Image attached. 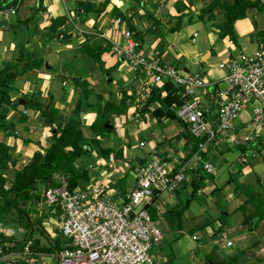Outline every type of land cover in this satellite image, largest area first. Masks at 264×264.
I'll use <instances>...</instances> for the list:
<instances>
[{"label": "crops", "instance_id": "crops-1", "mask_svg": "<svg viewBox=\"0 0 264 264\" xmlns=\"http://www.w3.org/2000/svg\"><path fill=\"white\" fill-rule=\"evenodd\" d=\"M29 1L26 0V3L24 2L25 5L23 4L22 7L26 6L29 8L30 6L27 4ZM33 1L35 2V0ZM105 1L106 0H45L44 6L46 7V11L37 14L32 24L38 22L40 30H43L50 22L46 23L44 19L49 13L51 14V18L66 16L67 19L74 13L77 15L75 19H77L79 23L77 25V23L72 22L70 25L75 26L78 30L80 28L79 26H83L81 28L85 31L87 27L92 28V31H87V33L88 35L95 36V41L92 43L94 44L97 43L98 40H102L99 38V34L101 33V36L111 41L120 39V33L116 31L115 25V19L120 12L131 20V24L136 26L138 31L144 33L151 29L153 25V22L149 20L150 14H153L156 20L160 21V25L159 27H154L153 31L149 32L150 34H146L147 36H145V39L147 40L142 46V53L150 58L156 57L165 64L176 68L179 67V71L182 74L198 73L201 75L209 85L198 91L196 96L201 97L205 104L204 106L211 111L215 110L216 96L213 93V89L216 86H211L210 84H213V82L217 83L224 77V73L220 70L219 65L231 58L241 60L243 56L251 57L262 46L260 42L254 41L252 36H248L246 31L243 30V25L240 24L251 17L255 20V27L259 30H264V10H252L249 12L248 18L239 20L235 23L234 35L237 44H234L228 37L220 40L218 38V30L213 27V22L208 16L201 22L196 20V22L206 25L208 29L207 40L204 44H200V46H191L187 39L189 38L191 42L195 44V39L199 37V33L191 29L193 27L192 25L187 24L188 17L184 18L183 26L179 31H174L173 29L177 20L167 22L164 19L166 18V20L168 19V21H170L168 16L172 18H174V16H179V14L184 13L183 10H186V8H189V11L193 13L196 12L197 14H201L200 10L202 9L192 8L196 0L194 2L191 0H144V8L138 7L137 10L132 9L133 4L130 0H110L101 16L97 19L94 13H90L87 16L78 14L83 12V9L80 7L81 3H92L95 7L105 3ZM187 2L190 3V5H188ZM191 4L193 6H191ZM202 4H204L205 7L209 4V1L204 2L202 0ZM32 6L33 5H31V8ZM178 9H182L181 13H179ZM8 11L9 9L6 12ZM25 11L27 12L28 10ZM26 12L23 15L19 14L22 18L27 19L32 15V10L30 13L29 11L28 13ZM185 12H188V10ZM15 15L16 14L11 15L8 13L7 17L3 15L2 18L9 23H13V17ZM172 22H174L173 26L170 25ZM70 25L66 23V25L60 29L57 38L50 37L47 34H37L31 40L32 42L26 46L27 51L32 53L36 58H41L44 62L42 68L29 71L20 79L18 87L21 89L14 92L12 96L14 100L15 98H20L18 109L11 110L8 117L15 123L16 136L6 139L5 134L0 131V143L5 141L11 148V152L17 161L16 169L25 166L32 158L34 152L40 151L44 153V149L48 147L47 143L49 141L48 138L46 139L49 135L47 123L40 119V112H36L30 107H27L26 101L23 100L24 97L26 100L40 97L46 101H52L51 104L59 109L62 115H70L74 110L76 102L81 97V88L86 87V83L89 82L92 86L94 85V87H91L90 98L89 101L84 104L82 114V118L88 127L86 131H88L90 125L97 117L98 109L104 106L106 101L110 98V95H112L111 98L115 99L117 104H119L122 92L125 91L129 96L135 98V106L129 110L128 117L123 116L125 118V123L128 124L130 118L134 116L132 120L138 124L134 135L137 137L136 133L138 132H150L149 136L152 139L148 142L144 138H138L137 145L145 141V148L148 144V148L150 147L149 151L146 152V154L149 153V155L151 153L150 158L154 155L163 156L167 154L166 157L174 162L175 167H180L183 162L187 160L181 169L184 170L186 175L184 188L190 186L192 189V181L201 177V179L203 178L204 186L203 189L199 191V195L210 196L217 205L219 203V195L224 196V199H222L220 203L223 209L228 208L227 215L233 219V224L230 226L231 228H226L227 226L221 222L218 223V225L217 222L211 223L210 221L202 223V232L195 230L192 233H199L202 236L205 235L208 240L203 241V243H201V241H195L201 244L198 245L194 251H190L191 256L197 258L198 262L204 263L206 261L207 264V258L209 256L211 257L214 251H216L213 245L215 246L218 240L215 242L213 236L215 231L220 228H223L224 233L228 235L231 233V229H235V231H238V235L241 238L246 237V234H256L258 230L261 231L260 227L261 224H264V220L255 225L254 221L256 220L253 221V216L256 215V208L251 207L252 201L250 196H262L264 190L262 192L248 194L250 184L252 185L254 182L261 183L264 177V131L252 125V107L249 106L242 114L238 120L239 122L237 121L235 124L234 131L221 148H209L207 150L205 160L215 168V172L211 174L205 171L204 173H197L196 170L199 169L201 164L194 158V155L189 156V151L184 140H175V138L182 133L180 125L177 122H170L167 120L159 122L153 119L149 114H142L141 109L146 104L151 92L149 86H153L149 83L148 78L144 75H138L137 77L123 60L114 56L111 52H105L96 60L83 57L82 45L85 42V38H83L84 40L81 39L78 43V41L75 40L76 37L73 31L69 30ZM127 25H129L128 21L126 22V27H128ZM14 30L17 31L19 35H14L8 24L0 28V45H2L0 48V66L6 60H11L17 55L18 49L13 42V37H20L23 32L20 28L19 30ZM182 30H190V32L187 35H183L181 34ZM254 32L255 31H253V34ZM9 33L12 35L10 41L9 38L7 39L6 35ZM239 33L242 35L240 36ZM194 34H197L195 38ZM64 36L65 38H63ZM105 38L103 41H105ZM6 39L10 43L9 46L4 47L3 44ZM207 42H209L208 45ZM61 46H63V48H61ZM96 46L105 47L106 45ZM63 52L68 53L70 58L62 60L61 55ZM77 62L79 63L78 67L74 68ZM216 64H218V67H216ZM102 68L113 69V72L111 74L106 73ZM98 70L102 71L104 74L93 76V72ZM90 73H92V77ZM83 78L84 80H81ZM155 86L161 87V85ZM112 88H114V91ZM165 96L166 95L162 94V97ZM138 102L141 103V105H137L139 104ZM158 106L159 104H155L153 108ZM22 115L27 117L25 122H21L20 120ZM158 127H161V129H158ZM155 128H157V131ZM150 141L153 142L151 143ZM38 143H40L41 147L36 145ZM116 145L125 147L122 142ZM137 147L139 148V146ZM186 163L187 165H185ZM137 165L138 162L136 163V168ZM220 171H226L227 174L219 175ZM217 178L219 180V185L215 183ZM184 188L181 191H183ZM166 195H170V203H167L174 204L173 199H171L174 193ZM206 211L208 212L207 209ZM165 214H167L166 210L164 211V215ZM56 215L57 217H61V215ZM51 218L53 217L50 216L44 219L43 223L45 225V230L54 242H64L65 244L60 230L62 218L60 221ZM192 218L194 221L199 219V217H197L196 220L195 217ZM47 220L55 222V228H53V230L49 228ZM188 220L191 219L188 218ZM247 220L252 225L247 224ZM211 227L213 228L211 233H209ZM203 231H205L204 234ZM218 238H220V236H218ZM36 240H39L44 247L50 245L48 239L40 233L34 234L33 242ZM192 240H194L193 237ZM236 240L232 239L229 235L227 242L232 241L233 245L231 247H233L235 243H237ZM256 244H258L257 241L253 245L255 246ZM219 245L223 246L224 244L219 243ZM207 246H209V248L206 251L205 247ZM250 252L251 251L246 254L247 250H242L241 256H233V253L232 257L236 259L235 261H233L231 257L227 262H219L217 264H231V262H234V264H244L241 261L251 257L252 254ZM197 254H202L204 257H197ZM218 259L224 258L221 257ZM8 262L9 264H56V253L51 255H32L31 252L30 254L21 256L20 259ZM210 263L215 264L213 262Z\"/></svg>", "mask_w": 264, "mask_h": 264}, {"label": "trees", "instance_id": "trees-1", "mask_svg": "<svg viewBox=\"0 0 264 264\" xmlns=\"http://www.w3.org/2000/svg\"><path fill=\"white\" fill-rule=\"evenodd\" d=\"M24 1L25 0H0V28L5 24H8L14 35H19V33L14 29L19 30L20 28L23 32L20 36L21 38H15V36L13 37V42L18 49L16 57H13L11 60H6L0 66V131L5 134L6 139L16 136L15 123L8 117L9 112L11 110H17L20 104V100L18 101L12 98L14 92L20 90L18 87L20 79L23 78L29 71L43 67L44 61L41 58H36L32 53L27 51L26 46L32 42L31 40L37 34H47L50 37L57 38L60 29L64 27L67 22L66 16L51 18L47 27L40 30L38 22L32 24L34 19H36L33 14H39L40 12L46 11L44 0H35L32 15L27 19L22 18L18 13L19 8L22 7ZM191 1L194 2L195 0ZM203 1H209V4L200 10L201 14H197L196 12L193 13L191 11L179 14L176 18L177 22L173 27L174 31H179L182 28L185 17H188L187 24L193 25L194 20L201 22L205 20L206 16H208V18L213 22V27L218 30V38L220 40L228 37L234 44H237L234 35L235 23L239 20L248 18L249 12L252 10H264V0ZM109 2L110 0H106L105 3L95 7L92 3H81L80 7L83 9V12L77 13L85 16L90 13H94L97 19L101 16ZM130 2L133 4V10H137L138 7L144 8V0H130ZM8 9H15L16 15L13 23H9L2 18L3 13ZM181 10L182 9H178L179 13H181ZM186 10H189V8H186ZM215 11H218V14H215ZM117 17L121 18L125 22H129V25H127L128 29L134 34V38L140 44L141 49L144 44L143 39L147 36L146 34L152 32L154 27H159L160 25V21L156 20L153 14H150L149 20L153 22V25L151 29L144 33L138 31L136 26L131 24V20L124 16L121 12L117 15ZM93 36L94 35L86 36V43L82 45V52L83 57L96 60L105 52H111L112 43L108 42L105 47H97L95 45L96 43L92 44L95 41V36ZM63 38H65V36ZM252 39L260 42L262 44L261 47H264V30L256 28L254 34L252 35ZM102 69L109 74L113 72V69ZM138 75L140 74H137V77ZM149 87L151 88V92L146 104L141 109L142 114H149L153 119L159 122L162 120L177 122L182 129V133L177 136L175 140H184L189 151V156L195 155L199 150V141L189 133L186 125L181 122L176 111L172 109L173 105L181 107L185 102L180 96L179 91H177L171 83L165 84L161 87H156L155 85ZM213 90V93L216 95V87H214ZM165 91L167 92V95L162 97V94ZM80 95L81 97L76 102L74 110L70 113V115H62L61 111L51 104L52 101H46L40 97L33 98L31 100H26L25 97L23 98V100L26 101L27 107H30L36 112H40V119L45 121L49 128L52 129V135L49 139L50 146L47 149H44V153L40 151L34 152L32 158L22 168L16 169L17 161L11 152V148L5 143V141L0 143V226L3 225L5 220L13 218L11 216L17 215L19 218H24V228L27 230L26 236L22 240L15 239L14 237H0V246H3V252L5 254L24 253L26 243L33 239V236L36 233H40L48 239L50 245L48 247H44L41 245L39 240L34 241L30 249L32 255H51L60 252L65 247L63 246L64 242H54L43 226L44 219H46L49 215H42L41 218H37V221H33L32 214L29 211V206L33 203L35 198H41L37 201L38 205L40 201H42L41 196H36L37 190L41 186H45L46 188L53 185L60 186L63 184V181H66L67 179H69L68 187L70 188L79 185L86 186L92 180L95 173L84 167L82 168V165L79 167V164L77 165V161L86 159V156L91 154L92 150L87 152L85 148L88 145H90L92 149L97 148L102 155V158L107 161H109L112 154H115V150L111 147L101 149L103 143L100 137L106 136L114 131L105 128L107 122H110L109 125L115 126L116 117H128L129 110L135 106V98L129 96L127 92L123 91L120 103L117 104L116 100L112 99V95H110V98L106 101L104 106H102L101 109H98L95 121L90 125L88 131H86L88 127L82 118V114L83 106L90 98L89 89L87 87L81 88ZM155 104H159V106L153 108ZM133 117L134 116L130 119ZM20 120L21 122H25L27 117L22 115ZM87 133L90 134L88 135ZM36 145L41 147L40 143ZM115 155L118 159L119 157H122V152H120L119 155ZM160 156L164 159H169L166 157L167 154ZM205 156L206 153L202 155L204 161H206ZM144 161L145 160H142L140 162L143 163ZM186 161H184L183 164ZM183 164L180 167H175L174 173H178L182 169ZM200 164L201 166L198 170H196V172H206L204 169V163ZM185 165H187V163ZM56 175L61 177L62 181H56ZM191 186L192 196L194 197L203 189V178L201 179L200 177L199 179H194ZM184 187L185 185H182L173 193H179ZM115 188L120 196L127 193L130 190L127 184V178L117 182ZM255 196L256 195L250 196L251 201ZM260 198L264 199V194H262ZM190 203L191 201L188 200L184 207L185 210L190 208ZM254 207L256 208V215L253 216V221L256 220L254 223L257 225L260 221L264 220V210L261 205H255ZM150 213L152 214L154 220L159 221L160 214H157L153 209H150ZM57 214L61 215L60 211H58ZM171 214H175V216L181 218L180 213H176L175 210L171 211ZM179 221L181 220L179 219ZM247 224L252 225L249 221ZM201 230L203 229L201 228ZM223 234L224 229H218L215 231L213 236L214 240H217L218 236ZM7 243L10 244L9 247L6 246ZM232 260L235 261L236 259L233 258ZM210 262L217 264V260L212 256L207 258V264H211Z\"/></svg>", "mask_w": 264, "mask_h": 264}, {"label": "built area", "instance_id": "built-area-1", "mask_svg": "<svg viewBox=\"0 0 264 264\" xmlns=\"http://www.w3.org/2000/svg\"><path fill=\"white\" fill-rule=\"evenodd\" d=\"M14 15L15 9L4 12ZM120 39L112 43L111 53L123 60L137 75H144L152 85L173 84L184 99L181 107L172 106L178 118L198 142L194 158L204 163L207 173L215 168L203 160L209 148H221L235 129L236 122L246 109L252 107V125L264 131V47L251 57L241 60L231 58L219 65L224 73L216 86L215 110L205 107L198 91L209 84L199 75L182 74L178 68L165 64L158 58L142 53L134 34L121 18L115 19ZM197 34H194V38ZM167 95V92H163ZM146 142L139 143L143 149ZM113 161V158L112 160ZM174 162L154 155L143 163L138 162L135 185L124 195L104 184L68 187L63 181L60 186L44 190L43 205L60 211L62 217L61 236L64 248L56 253V264H157L153 249L160 245L164 233L154 220L150 209L161 214L158 200L164 194L173 193L184 185V170L174 173ZM108 191L114 192L111 199ZM194 240L200 237L196 234ZM232 241L227 242L231 247ZM10 246L9 243L6 244ZM32 242H28L24 253L3 252L0 246V264H9L30 253Z\"/></svg>", "mask_w": 264, "mask_h": 264}, {"label": "rangeland", "instance_id": "rangeland-1", "mask_svg": "<svg viewBox=\"0 0 264 264\" xmlns=\"http://www.w3.org/2000/svg\"><path fill=\"white\" fill-rule=\"evenodd\" d=\"M29 1V0H27ZM26 3V0L24 1ZM45 2V0H44ZM25 3H23L25 5ZM34 1H29V8H27L26 6H23L22 8H19L18 13L20 14H24L26 11L28 10L29 13L30 11L33 9L34 7ZM188 3V2H187ZM26 4V5H27ZM31 5L32 8H31ZM188 5H190V3H188ZM194 5V6H193ZM191 4V6H193L192 8L195 9H203L204 8V4H202V0H196V3ZM125 10V9H123ZM28 11L26 13H28ZM184 12L186 10H183ZM189 11V10H188ZM215 14H218V11H215ZM34 17H37V14H33ZM77 15H75L74 13L71 14L67 19V24H72V22L77 23L78 25V21L77 19H75ZM178 16H174V18H172V20H176ZM166 20V18L164 19L167 22H171V17H169ZM207 18V16L205 17V19ZM15 19V16L13 17V20ZM46 23H48L51 20V14L49 13L45 18ZM77 21V22H76ZM255 20H253V18H249L246 19L245 21H243L240 25H243V30L246 31V34L248 36H252L253 31L256 30L255 24H254ZM194 23L191 29H193V31H197L199 33V37L197 39H195V44H193L191 42V40L188 38L187 41L191 46H200V44H204V42H206L207 40V32L208 29L206 28V25L204 23H199L196 22V20H194ZM49 24V23H48ZM170 25H174V22H172ZM79 30L73 26L70 25L69 26V30L73 31L74 36L77 38H75L76 41H81L84 40L83 38L86 39V36L88 35L87 31H92V28H86V31L83 30L81 27L83 26H79ZM94 27V26H93ZM189 27V26H187ZM71 28V29H70ZM190 30H182L183 35H187L189 34ZM97 34V33H96ZM95 34V35H96ZM240 34V33H239ZM7 35V39L12 38L11 33L6 34ZM101 34H99V38L102 40H98L97 43L95 45H106L109 40L103 36H101ZM242 34H240L241 36ZM94 37V36H93ZM105 38V41H103ZM6 39L5 43L3 44L4 47L9 46V41ZM108 41H107V40ZM144 42L147 39H143ZM86 42H84L85 44ZM209 44V42H207V45ZM78 45V44H77ZM2 45H0L1 48ZM61 48H63V46H61ZM62 60L68 59L70 58V55L66 52H63L61 55ZM1 61V58H0ZM78 62L77 65L74 68L78 67ZM216 67H218V64H216ZM179 69V67H178ZM192 70V69H191ZM190 70V71H191ZM94 71V70H92ZM194 72V71H191ZM91 77H92V73H90ZM104 73H102V71H95L93 72V76L94 75H103ZM188 74V73H187ZM192 74V73H191ZM195 75H199L198 73H195ZM201 77V75H199ZM114 77V74H113ZM203 79V78H202ZM81 80H84L81 79ZM205 80V79H204ZM97 82V81H96ZM86 87L89 89V95H90V90L91 87H94V85L92 86L89 82L86 83ZM19 89H21L19 87ZM114 91V88H112ZM13 98V97H12ZM23 98V97H21ZM15 100H20V98H15ZM139 103V102H138ZM137 105H141V103L137 104ZM17 115V114H15ZM18 116V115H17ZM133 119V118H132ZM130 119V121L127 123H125V118L123 116H119L115 118V126H113V129H109V130H114L112 133H109L106 136H101L100 139L102 140V148L101 149H106V148H112L115 149V154H120V152H122V157H119L117 159V156L115 154H112L110 156L109 161L105 160L104 158H102V155L100 154L99 150L97 148H93L88 145L86 146V150L87 152L91 151V154H88L86 156V159H81L77 161V165L79 164V167L81 166L82 168H86L91 172H94L95 174L93 175V183H100V184H104L107 187H111L112 189H116L115 185L117 182L121 181L124 178H127V184L129 186V188L131 189L132 187H134L135 185V178L137 175L136 172V163L142 161L141 159H148L151 156V153L149 155L146 154L147 151H149V144L147 145L146 148H138L137 145L138 144V138H144L146 139V141L149 142V140H152L150 138V132L148 133H136L137 137L134 135L135 131L137 130L138 124L135 123L134 120ZM128 120V119H127ZM239 122V121H238ZM107 124L109 125L110 122H107ZM106 124V125H107ZM126 124V125H125ZM238 124V123H237ZM112 125H109V127ZM49 127V126H48ZM106 128V126H105ZM107 129V128H106ZM157 131V128H155ZM158 129H161V127H158ZM49 135L46 137V139L48 138V140L50 139L51 135H52V129L49 128ZM88 135L90 133H87ZM122 142L125 147H121V145H116L117 143ZM151 143L153 141H150ZM48 147L50 146L49 141L47 143ZM116 145V146H115ZM137 148H136V147ZM47 147V148H48ZM46 148V149H47ZM113 158V161H111ZM226 175L227 172L226 171H220L219 175ZM55 180L60 182L62 181V178L59 177L58 175H56ZM215 183L217 185H219V180L217 178V180L215 181ZM236 184H238L237 182H235ZM54 186V185H53ZM45 186H41L37 192H36V196H43V192L45 190ZM264 190V177L262 178L261 183L258 182H254L252 185L250 184V187L248 188V194H253V192H262ZM241 191V189H240ZM109 196H111V199L114 198V192L113 191H108ZM170 195H166L164 194L159 200L158 203L162 206V212L158 221L159 226L161 227V229L163 230L164 233V239L162 241V243L158 246H156L153 249V257L155 262H157V264H206V261L203 263L198 262L197 258H194L191 256L190 251H194L196 249V247L198 245H200L201 243H203V241L208 240L207 237L204 235H200L199 233L197 234V236L200 237L199 240H192L193 234L192 232L195 230H199V232H202L201 228H202V223L210 221L211 223L217 222L218 223H223L224 225H226V228H231L230 226H232L233 224V219L228 216L227 212H228V208L227 209H223L222 208V204L220 203V201L222 199H224L223 195H219L218 197V205L216 204L215 201H213L211 199V197L209 196H203V195H195L194 197L192 196V189L190 186H187V188H184L183 191L179 192L178 194H174L172 195L171 199H173L174 204H168L170 203ZM41 199V198H40ZM40 199L35 198V200L33 201V203L29 206V211L32 214V219L33 221H37V218H41L42 215H49L47 216V218H49L50 216L53 217L51 219H56L57 221H60L62 217H57V213H55V210L43 205L42 201H40L39 205L37 204V201H39ZM190 200V209L189 210H185V205L187 203V201ZM168 202V203H167ZM255 205H258L262 207V209L264 210V199L260 198V196H255L252 198V202H251V207L253 208ZM218 207V209H217ZM206 209L208 210V212L206 211ZM167 211V214L164 215V211ZM175 210L176 213H180L181 218H179L178 216H175L171 214V211ZM254 211V210H253ZM59 215V214H58ZM13 218H10L8 220H5V222L3 223V225L0 226V237L4 236L5 238L7 237H14L15 239H20L22 240L25 236H26V228H24V218H19L17 217V215L11 216ZM192 217H195V220L197 217H199V219H197V221H194V219ZM188 218H190L191 220H188ZM179 219L181 221H179ZM170 221V222H169ZM48 224H49V228L53 230V228H55V222H51L50 220H47ZM43 226L45 227L44 223ZM215 227V225H214ZM47 228V227H46ZM212 228H210L209 233H211ZM261 231L258 230L256 232V234H246V237L241 238L238 235V231L235 229H231V233L229 234L230 237L234 240H236L237 243H235V245L231 248L226 246L227 243V239H228V234L224 233L223 235H220V238H218L217 240H215L216 244V248L217 250L214 251V254L212 255V257H214L219 263H223V262H227L228 259H230L233 256H241L242 250L246 251L247 253L249 251H251L250 253L252 254L251 257L246 258V260H243L241 262H243L244 264H264V224H261ZM205 231H203L204 234ZM262 239V240H261ZM33 243V239L30 240ZM28 241V242H30ZM195 241H201V243H197ZM256 241L258 242V244H256L255 246L253 245L254 243H256ZM260 241V242H259ZM28 242L26 243V245L28 244ZM218 243H222L224 244L223 246H220ZM25 245V246H26ZM213 245V248L215 247ZM209 248V246L205 247V250L207 251ZM212 248V249H213ZM31 249V247H30ZM29 249V251H30ZM250 249V250H249ZM31 253V251H30ZM29 253V254H30ZM22 254V253H20ZM197 257H204L202 256V254H197ZM223 257L224 259H218ZM233 258V257H232ZM212 259V258H211ZM231 264H234V262H231Z\"/></svg>", "mask_w": 264, "mask_h": 264}, {"label": "water", "instance_id": "water-1", "mask_svg": "<svg viewBox=\"0 0 264 264\" xmlns=\"http://www.w3.org/2000/svg\"><path fill=\"white\" fill-rule=\"evenodd\" d=\"M106 128H107V129H113L114 127H113V126H110V127H109L108 124H107V125H106ZM66 177H67V175H66ZM66 182H69V179H67Z\"/></svg>", "mask_w": 264, "mask_h": 264}]
</instances>
